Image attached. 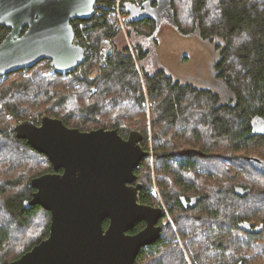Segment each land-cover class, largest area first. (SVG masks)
Wrapping results in <instances>:
<instances>
[{
  "label": "trees",
  "instance_id": "1",
  "mask_svg": "<svg viewBox=\"0 0 264 264\" xmlns=\"http://www.w3.org/2000/svg\"><path fill=\"white\" fill-rule=\"evenodd\" d=\"M103 1L104 6L100 8L99 15H93L90 19L73 20L76 37L81 41H87V58L76 70L67 74L58 73L51 64L44 65L42 60L30 68L19 69L0 77V80H5L13 76L8 86H0V163L4 160L9 161L7 165L5 164L8 166V168L5 166V175L3 170L0 171V214L3 216L0 218L2 221L0 264H8L18 259L48 237L51 224V213L48 210L39 204L26 208L24 202L30 200L35 192V189L29 186L30 179L46 173L43 171H53L54 167L47 155L34 149L26 139L17 136L15 125L25 120H33L36 124H40L43 114L47 112L48 114L55 113L69 127H77L86 131L91 130L93 125L97 127L105 125L118 128L121 135L127 137L131 130L128 128L129 121L123 125L119 117L111 120L106 117L105 121L101 118L103 107L107 104L102 103V106L99 103L100 91L101 88L104 91L111 90L112 83L117 85L116 93H113V96L117 98L111 99L108 103L117 107L119 99L132 97L135 107L131 114L134 111L143 112V118L142 116L136 118H140V122L143 123V126L137 123V129L144 134V141L149 139L147 113L153 115L151 125L157 127L158 124H163V128L157 132L158 139L156 138L159 144L157 160H155L156 169L158 168L157 171L160 172L159 187L161 186V195L172 213L177 212L175 224L182 230V235L187 237L186 242L190 237L197 239L195 226H197L196 223L204 224L203 221L208 222L205 225L216 223L220 227L233 226L237 232L241 231L249 235L251 241L260 237L264 229L259 233L248 232L240 229L237 224L248 221L244 218L250 213V209L243 208L240 201L253 197L264 200V188L256 189V187L263 186L260 187V183H264V173L258 170L250 160V157L256 155L247 156L243 153H227L226 151L231 149L237 152L248 145L250 147L264 144V123H262V130L255 129L256 121L264 120V0L214 1L218 15L213 16L212 19L210 18L211 11H209V3L212 0H192V17L195 16L196 19L194 31L198 28L199 36L205 40L212 42L216 38L222 40L221 44L216 43L217 46H221V49L214 67L216 75L223 80L231 93L230 101L225 103L220 101V95L217 92L193 82L175 79L163 69L154 73L149 72L144 66L148 51L141 43L134 44V51L128 47L116 50L103 61L104 42L117 40L118 37V31L115 29V13L112 9L114 0ZM176 1L171 0L170 4L174 13V22L178 30L189 34L191 30L187 31L179 21ZM149 2L154 5L158 4V0H140L139 3L137 0H126L124 6L127 9V3L143 5ZM135 25L147 30L146 33L138 31V36L150 37L156 31L157 22L150 18L138 22H128L127 19L128 27ZM148 27L151 28L150 31ZM9 30L5 26L0 27V42ZM130 34L132 35V32ZM99 64H101V72L95 79H89L86 76L87 72L74 75L81 67L92 69ZM48 70L51 72L45 74ZM69 76H74L83 84L81 91L76 88V93H73L74 97L62 93L63 83ZM38 84L49 88L40 99L36 94L31 96L35 93V86ZM96 85L100 90L93 91L91 87ZM55 86H59L61 90L56 89ZM79 92L83 95L80 96ZM79 96L84 97L85 100L79 101ZM111 104L108 107L111 108ZM59 109L68 114L63 116L64 113L57 111ZM180 124L184 125L181 129ZM168 128L177 129L176 132L182 133L183 139L180 143L185 144L183 148L177 145L179 142L171 145L167 133H163ZM193 137L195 141L191 144ZM145 145L147 143L143 142V146ZM218 147L221 148L220 152L212 150ZM149 154L150 152L135 169L138 175L140 168L147 164L145 161ZM27 158L39 160L37 161L39 164L41 161H46L47 168L43 171L32 172L28 171L34 170L30 166L21 172H12L15 166ZM227 159L243 169L247 168L246 171L256 185H251V182H248L251 184H245L244 179L233 172ZM213 160L216 162V168H213L211 164L207 165ZM199 165H206L211 169L208 177L202 180L208 187L205 189L195 186L194 183L196 176L193 170H196ZM183 167L185 169L187 167V170L181 171ZM161 173L171 179L168 184L169 188L162 184ZM186 173H188L189 180L184 176ZM215 174L220 176L218 185L212 184V178L209 177ZM177 178L179 182L176 181ZM175 181L177 186L174 185ZM184 185L195 188L193 191H190L192 189L186 191L188 186L181 188ZM222 185H225V188ZM238 185L252 190L247 195L240 196L234 190ZM145 186L141 191L139 201L147 204L151 202V192L148 182ZM192 195L193 198L198 199L197 204L194 208L185 209L180 198L183 196L190 199ZM232 199H235L237 203L234 207ZM211 201H221V204L213 205ZM190 211L196 212V215H186ZM41 213L45 215L42 222L43 229L41 231L37 229V233L29 236L24 235L26 241L21 245L23 237L19 240L15 238L16 234L27 233L26 231L32 226L35 218ZM108 224L109 220L106 219L104 227ZM144 224V222L137 223L135 228L129 232L139 231ZM259 224L256 223V225ZM25 229L26 231L23 232ZM216 243L219 248L227 249L230 246L226 241H215ZM175 244L167 241L162 233L156 242L141 249L135 264L141 262L145 264L146 248L152 249L149 264H203L205 262L200 255L197 256L196 263L189 262L179 245H177L179 249L172 247ZM172 251L175 254L170 255ZM223 253L225 254L226 251ZM216 264L228 263L223 261ZM232 264H247V261L243 257Z\"/></svg>",
  "mask_w": 264,
  "mask_h": 264
},
{
  "label": "water",
  "instance_id": "2",
  "mask_svg": "<svg viewBox=\"0 0 264 264\" xmlns=\"http://www.w3.org/2000/svg\"><path fill=\"white\" fill-rule=\"evenodd\" d=\"M97 0H0V27L9 32L0 42V77L40 61L51 60L58 73H70L87 58V48L75 42V19H90ZM171 0H158L144 8L127 3L128 22L153 19L156 31L163 18L176 27ZM264 120L255 129L262 130ZM17 136L26 139L51 161L54 172L33 177V197L24 205L39 204L51 213L49 236L8 264H135L144 246L161 236L159 220L163 207L139 201L143 182L135 169L149 153L144 134L131 130L124 137L118 128L82 130L62 119L43 116L41 123L25 120L15 125ZM254 166L264 173V159L252 156ZM245 196L251 188L235 186ZM185 208L198 199L180 198ZM109 220L104 227L105 220ZM146 226L131 233L136 224ZM248 232H261L264 223L237 224Z\"/></svg>",
  "mask_w": 264,
  "mask_h": 264
},
{
  "label": "rangeland",
  "instance_id": "3",
  "mask_svg": "<svg viewBox=\"0 0 264 264\" xmlns=\"http://www.w3.org/2000/svg\"><path fill=\"white\" fill-rule=\"evenodd\" d=\"M140 0H137V3H139ZM217 0H212L209 3L211 11L210 18L212 19L213 16L216 17L218 15L217 9H216V2ZM192 0H177L176 1V7L178 9V15H179V21L181 25L187 30L190 31L189 34L183 33L180 30H178L177 26H173L169 20L166 18L162 20V23L160 24L159 29L157 30V33H154L152 36H138L137 32L141 31L142 33H146L147 30L143 28H138L137 25L126 27L125 30L118 31V37L117 40L113 39V44L110 46L111 49H114L112 52L105 53V48L107 46V41L104 42V49L103 52V58L102 60L115 52L119 49H124L128 47L131 51H134V44L135 43H141L144 48L147 49L148 55L147 58L144 60V66L149 70V72L154 73L155 71L159 69H163L167 72V74L173 76L175 79H179L185 82H193L195 84H198L201 87H205L208 89L213 90L214 92H217L220 95V101L221 102H228L230 101L231 93L228 90L227 86L223 82L222 79H220L216 75V70L214 67L215 60L219 56V51L221 49V46H217L216 43L221 44L222 40L220 38H216L215 41L205 40L202 39L198 31H194V26L196 24L195 16L192 17ZM129 16V15H128ZM209 18V19H210ZM150 27H148V31H150ZM194 31V32H193ZM132 32V36L130 34ZM76 40L78 38L76 37ZM117 42V44H116ZM78 44V42H76ZM83 46V45H82ZM86 47V46H84ZM44 65L51 64V60L44 59L43 60ZM101 62V64L103 63ZM41 62V61H40ZM101 64H99L97 67H94L92 69L81 67L79 71H77L74 75L81 73L85 74V72L88 73L86 75L89 79H95L97 77L101 70ZM52 66V65H51ZM76 70V69H75ZM51 70H48L45 74L50 73ZM3 77V76H2ZM13 76L9 77L8 79H1L0 80V86H8V83L12 80ZM141 86L143 85L142 79ZM63 89L62 93L70 95L74 97L73 93H76V88L81 91L83 88V84L77 80L74 76H69V78L65 79V83H63ZM36 90L33 95H38L39 99L42 98V94H44L46 91H48V87L44 86L43 84L40 86L39 84L35 86ZM111 90L104 91L101 88V95L99 96V103L107 104L106 107H103V114L101 115V118L103 121L106 120V117H108V120L115 119L116 117H119L120 122L123 123V125H126L129 121L128 128H131V130L137 129V123L138 125H142L143 123L140 122V118H136L139 116H142L143 118V112H133V109L135 107V103L132 99V97H128L125 99H119L117 103V107L114 104H111V108L108 107L110 104L108 103L111 99L117 98V96H113V93H116V87L114 83L111 84ZM56 89H60L59 86H55ZM91 89L93 91L100 90L98 85L92 86ZM61 90V89H60ZM69 92V93H68ZM79 95L82 96L83 94L79 92ZM79 96V101H84V97ZM103 106V105H102ZM57 111H61V113H64V110L59 109ZM134 113H138L140 115L136 116ZM68 113H64L63 116H65ZM188 114V113H187ZM43 116H50L54 118H59L56 116L55 113L48 114L47 112L43 114ZM190 117V116H189ZM151 118L153 119V115L151 116L150 113H147V126L149 131V139L146 142L148 145V152H150L149 157L146 159L145 165H143L140 168L139 173V180H141L143 183L148 182L151 192V201L149 205L156 206V207H165L167 210V213L165 215V220L163 225V234L164 237L169 240V242L176 243L172 247H177V245L180 246V249L185 253L186 258L189 262L196 263L197 256L200 255L205 262L203 264H216V263H222L223 261L227 262L228 264H232L233 262H237L240 258H246L247 264H264V232L260 237H256L253 241L250 240V236L236 230L235 227L230 226H222L220 227L216 223H212L211 225H205L208 222L203 221L204 224L196 223L197 226H195L197 233L195 236L197 239L193 237L189 239V243L186 242L187 237L182 235V230H180L177 225L175 224V217L176 213H172L170 210V207L168 203H165L162 195H161V186L159 187V177L160 172L156 169V161L157 160V150L159 147V144L157 143V137H158V131L163 128V124L160 123L155 127L154 125H151ZM143 120V119H142ZM184 124V123H183ZM180 124V129L184 127V125ZM104 127L107 129H112L110 127H107L105 125L99 126ZM96 125H93L92 129L99 128ZM139 127V126H138ZM130 130V131H131ZM140 130V129H137ZM141 131V130H140ZM177 129L174 128H168L163 133H167L169 142H171V145H176L183 148L185 144L180 143L183 139V135L180 132H176ZM176 134L177 136L175 137ZM193 136V135H192ZM191 136V137H192ZM157 138V139H156ZM176 138V140H175ZM166 140V139H165ZM188 141V140H187ZM195 141V138L193 137V140L191 144H193ZM145 145V146H147ZM170 145V146H171ZM257 146H245L242 147L240 151L234 152L231 149L226 151L227 153H243L247 156L250 155H256L260 156L261 158H264V144H256ZM8 149V148H6ZM4 149V151L6 150ZM147 150V149H146ZM150 150V151H149ZM215 152H220L221 148L218 147L216 149L212 148ZM11 151V150H10ZM7 152V151H5ZM39 160H34V158H27L22 163H19L15 168L12 170L16 171V173L21 172L23 170H26L28 167L32 166L34 170H28V171H43L47 168L46 161H41L40 164L37 162ZM9 163V161H3L0 163V171L3 170V174L5 175V166ZM13 163V162H10ZM227 163H229L232 168L233 172L235 174H238L241 176L245 184H255L253 179L249 176L248 172L246 171L247 168H241L237 166L236 164L232 163L229 159H227ZM6 164V165H5ZM212 165L213 168H216V162L213 160L211 163L207 165ZM219 164V163H218ZM8 168V166H6ZM181 171H186L187 167L180 169ZM193 170V169H191ZM210 170L206 165H199V167L195 170H193L194 175L196 176L194 178L195 186H199V188H208L204 185L203 179L205 177H208V174L210 173ZM26 171V172H28ZM49 170L48 172H50ZM164 171V170H163ZM48 173L47 171H43ZM22 174V173H21ZM162 175V173H161ZM200 175V177H199ZM171 176H173L171 174ZM188 179V173L184 175ZM36 177V176H35ZM212 178L211 183L214 185H218V182L220 181V176L218 174H215L213 176H209ZM173 178V177H172ZM179 178H177L176 181H178ZM189 180V179H188ZM174 183L175 186L178 184ZM180 181V180H179ZM178 181V182H179ZM161 182L166 187H168L169 182H171V179L168 177H165L163 174L161 176ZM251 182V183H248ZM191 184V181H190ZM256 185V184H255ZM263 185V186H262ZM188 186V185H187ZM183 186L181 188L187 187ZM223 188H225V185H222ZM254 186V185H253ZM262 186V187H261ZM261 188H257V190H261L264 188V183H260ZM189 188V189H188ZM195 187L188 186L186 188L187 190L193 191ZM218 188V187H217ZM193 196V195H192ZM233 207L234 205H237L235 202V199H232ZM213 205H220L221 201H211L210 202ZM231 203V204H232ZM240 203L243 205V208L250 209V213L245 217L244 219L254 223H261L264 222V200H260L257 197H253L249 200H243L240 201ZM235 210V209H234ZM248 212V211H246ZM245 213V211H244ZM189 216L196 215V212L190 211L188 214ZM44 213H41L39 216L35 218V221L32 223V226L26 231L23 230V232H27L25 234L19 235L16 234L17 239H22L21 245L24 241H26V237L24 235H31L34 233H37V229H40L41 231L44 227L43 225V218ZM3 218V216L0 214V218ZM187 217V216H186ZM0 228L2 221H0ZM259 233V232H258ZM47 238V237H46ZM15 239V240H17ZM18 240V241H19ZM216 242L226 241L229 243V247L226 248H219ZM149 246V245H147ZM146 247V246H144ZM33 248V247H32ZM17 250V249H16ZM152 249H147L145 251V264H149V258L152 257V252H150ZM226 251L224 254L223 252ZM175 254V252H170V255ZM144 264V262L140 263Z\"/></svg>",
  "mask_w": 264,
  "mask_h": 264
},
{
  "label": "built area",
  "instance_id": "4",
  "mask_svg": "<svg viewBox=\"0 0 264 264\" xmlns=\"http://www.w3.org/2000/svg\"><path fill=\"white\" fill-rule=\"evenodd\" d=\"M126 0H114V5L112 9L114 10L115 13V29L117 31H122L125 30L127 27V19L129 13L127 12V9L124 6ZM104 6V1L103 0H97L96 5H95V13L94 15H99L100 14V8ZM75 42H78V44L86 46L87 41H81L80 39L76 40L75 37ZM113 44L112 40L107 41V46L105 48V53L107 52H112L114 49H111L110 46Z\"/></svg>",
  "mask_w": 264,
  "mask_h": 264
},
{
  "label": "flooded vegetation",
  "instance_id": "5",
  "mask_svg": "<svg viewBox=\"0 0 264 264\" xmlns=\"http://www.w3.org/2000/svg\"><path fill=\"white\" fill-rule=\"evenodd\" d=\"M146 3H144L143 5H145ZM143 5H138V6H142L143 8H144V6ZM152 6H155L153 3H152ZM157 6V5H156ZM196 31H199V29L197 28L196 29ZM208 40V39H207ZM87 48V47H86ZM128 137V136H127ZM144 142V141H143ZM146 149H147V146H144ZM50 172H54V170L53 171H50ZM136 175L138 176V179H137V181L135 182V183H133V184H136L137 182H142L141 180H139V175L136 173ZM145 184V183H144ZM144 187H146V186H144ZM142 191V190H141ZM140 194H141V192H140ZM190 198V197H189ZM193 198V196H191V198L190 199H186L188 202L189 201H191V199ZM151 202H153V201H151ZM150 203V202H149ZM149 203H147V204H149ZM143 204H146V203H143ZM183 204V203H182ZM197 204V203H196ZM195 204V205H196ZM195 205L194 206H192V207H188V208H185L184 207V205H183V207L185 208V209H189V208H194L195 207ZM163 208L165 209V211H166V213H167V210H166V208L163 206ZM166 213H165V215H166ZM165 215H164V217H162L160 220H159V225L162 227V232H161V234L163 233V225L162 224H164L163 222H164V220H165ZM142 222H144L145 224H144V227L146 226V222L145 221H142ZM143 227V228H144ZM142 229V228H141ZM140 229V230H141Z\"/></svg>",
  "mask_w": 264,
  "mask_h": 264
}]
</instances>
